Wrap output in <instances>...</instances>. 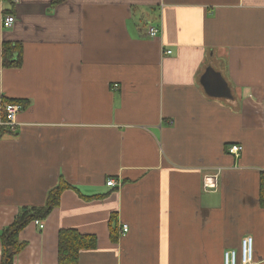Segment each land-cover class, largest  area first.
<instances>
[{
  "label": "crops",
  "instance_id": "obj_1",
  "mask_svg": "<svg viewBox=\"0 0 264 264\" xmlns=\"http://www.w3.org/2000/svg\"><path fill=\"white\" fill-rule=\"evenodd\" d=\"M0 95L27 105L0 129V231L73 187L13 264H57L66 229L97 240L78 264H222L244 236L264 264V0H3Z\"/></svg>",
  "mask_w": 264,
  "mask_h": 264
},
{
  "label": "trees",
  "instance_id": "obj_2",
  "mask_svg": "<svg viewBox=\"0 0 264 264\" xmlns=\"http://www.w3.org/2000/svg\"><path fill=\"white\" fill-rule=\"evenodd\" d=\"M11 0H5L10 2ZM59 0H53L54 3ZM19 48L14 45H3L2 48V65L17 66L19 64L20 53L17 52L16 60L13 61L14 53ZM5 104H20L23 108L26 105L23 101H13L0 95V110ZM0 118L5 121L4 112L1 111ZM1 130L8 131L4 127ZM0 130V131H1ZM240 155V154H239ZM73 189L63 178H60L57 185L52 188L45 199L44 205L40 207H20L12 223L0 231V264H13L14 258L25 248V243L19 240V234L30 223L36 221L43 222L51 212L58 207L60 196L65 190ZM259 206L264 208V174L260 177L259 185ZM116 227L109 225V236L112 242L118 238ZM97 240L94 236L78 233L76 230H60L57 236V264H78L79 254L82 251L94 250Z\"/></svg>",
  "mask_w": 264,
  "mask_h": 264
},
{
  "label": "built area",
  "instance_id": "obj_3",
  "mask_svg": "<svg viewBox=\"0 0 264 264\" xmlns=\"http://www.w3.org/2000/svg\"><path fill=\"white\" fill-rule=\"evenodd\" d=\"M3 3V0H0V4ZM11 3H17V0H11ZM14 23V18L11 16H6L1 23V26L4 30L12 28ZM147 37L149 39H155L159 35V29L155 26H149L146 31ZM167 54H170L169 51H166ZM23 110V107L20 104H3L1 106V111L4 112L5 121H2L0 118V127L6 128L10 133H14L16 130V117ZM242 151L241 147L233 146L229 149V153L238 156ZM106 185L109 187H116L117 183L114 180L106 181ZM203 186L205 189H215L217 187V180L215 177L210 178L206 177ZM34 224L38 227L39 230L44 228V223L36 221ZM128 232L127 225H122L121 235H125ZM222 264H254V252H253V239L250 236L242 237L239 245V249H228L223 252Z\"/></svg>",
  "mask_w": 264,
  "mask_h": 264
}]
</instances>
